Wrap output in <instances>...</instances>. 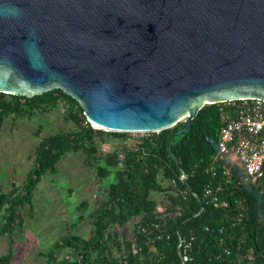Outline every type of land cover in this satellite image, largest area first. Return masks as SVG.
Segmentation results:
<instances>
[{"label":"water","instance_id":"95a60500","mask_svg":"<svg viewBox=\"0 0 264 264\" xmlns=\"http://www.w3.org/2000/svg\"><path fill=\"white\" fill-rule=\"evenodd\" d=\"M55 89L96 129L183 122L172 140L206 104L264 100V0H0V93Z\"/></svg>","mask_w":264,"mask_h":264},{"label":"trees","instance_id":"16d2710c","mask_svg":"<svg viewBox=\"0 0 264 264\" xmlns=\"http://www.w3.org/2000/svg\"><path fill=\"white\" fill-rule=\"evenodd\" d=\"M65 101L69 118L78 129L61 131L42 138L36 148L34 166L20 190L4 191L0 183V213L4 212L2 234H11L24 224L22 208L31 205L43 177L58 172V163L70 152L85 151L89 165L106 179L115 172L107 199L92 214L90 238L65 235L48 253L55 264H264V176L245 182L237 165L229 182L215 179L210 166L218 149L223 125V103L206 104L182 135L172 136L183 122L161 132L146 134L135 148L120 149L100 156L96 136L107 131L94 128L81 104L62 89L34 97L0 93V125L11 116H33L50 112ZM40 132H38L39 134ZM127 137L124 132H110ZM179 160V164L171 154ZM187 178L183 179L182 176ZM222 183L221 197L228 207H216L205 197L208 184ZM201 196L200 199L196 195ZM163 196V197H161ZM167 203L162 216L158 207ZM87 210L89 202L78 206ZM83 216L80 217V219ZM134 223L133 235L127 224ZM160 224L143 232V227ZM76 224V223H75ZM191 243L186 254L185 242ZM69 248L70 255L60 259L58 251ZM12 248L0 256V264H12Z\"/></svg>","mask_w":264,"mask_h":264},{"label":"rangeland","instance_id":"374dc122","mask_svg":"<svg viewBox=\"0 0 264 264\" xmlns=\"http://www.w3.org/2000/svg\"><path fill=\"white\" fill-rule=\"evenodd\" d=\"M76 129L78 126L69 118V105L65 101L50 112L6 118L0 125L3 190L22 189L34 166L36 148L42 138ZM145 134L130 132L127 137H119L107 131L102 137L97 135L98 154L103 156L114 149H120L123 154L125 148L137 147ZM115 178L114 171L106 179L99 177L96 167L88 164L83 150L66 154L58 163V172L47 173L37 186L32 206L22 208L24 224L21 227L11 234H2L4 212L0 213V256L12 248V264H55L49 262L48 253L60 238L73 234L86 239L91 237L94 209L107 199L109 186ZM84 200L89 202V207L80 210L78 206ZM126 228L133 235L134 223H128ZM67 255H70L69 248L57 254L60 259Z\"/></svg>","mask_w":264,"mask_h":264},{"label":"built area","instance_id":"2783aa9c","mask_svg":"<svg viewBox=\"0 0 264 264\" xmlns=\"http://www.w3.org/2000/svg\"><path fill=\"white\" fill-rule=\"evenodd\" d=\"M221 114L223 125L220 130L218 149L210 166L215 179L224 177L231 181L234 176L233 166L237 165L244 175L245 182H256L264 176V100L246 98L222 102ZM149 134V133H146ZM145 134V135H146ZM143 139L139 142L142 143ZM125 153L120 157L123 159ZM187 176L183 175L185 179ZM225 187L222 183L208 184L205 197L216 207H228L230 201L221 197ZM165 217L168 205L158 207ZM160 224L143 227V232L158 228ZM182 240L180 247L184 245ZM191 243L185 242L184 263L189 260L186 254Z\"/></svg>","mask_w":264,"mask_h":264}]
</instances>
